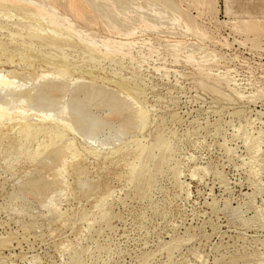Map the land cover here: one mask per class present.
Listing matches in <instances>:
<instances>
[{
	"label": "rangeland",
	"instance_id": "1",
	"mask_svg": "<svg viewBox=\"0 0 264 264\" xmlns=\"http://www.w3.org/2000/svg\"><path fill=\"white\" fill-rule=\"evenodd\" d=\"M175 1L182 9L186 7L185 11L190 13V16L192 12L196 22L209 31L211 39L203 43L207 48L215 49L220 54V60L216 66L211 67L205 63L187 61L166 46L167 43L175 41L197 40L199 42L194 34L183 29L175 20L172 24H164V20L162 24L159 23L158 28L163 32H146L131 37L132 40L140 38V45H145L134 46L129 54L106 53L103 47H97L96 50L87 49L75 36L67 40L68 47L66 48L72 58L70 62L73 64L70 72L74 76H82L88 80L95 79L91 73L86 72L90 71L89 69H95L96 75L112 81L104 80V84L115 87L118 83H123L136 97H142L147 101L146 108L151 118L146 131L138 133L132 140L130 137L124 139L120 146H125L126 143H138L139 146L147 147L159 131L168 132L171 127L172 133L170 134L174 135V142L168 153L173 156V159L168 164L161 163L158 166L159 171L155 172L156 175H152L153 187L148 195L145 194L147 197L138 195V189L144 187L151 176L140 178L136 174L135 178L132 177L133 182L129 183L127 181L128 158L118 162L114 161L113 164L86 163L85 169L90 177L88 182L92 186L82 188L76 195L68 192L61 201L58 200V204H61L59 214L64 216L62 218L56 212L57 216H55L54 210L49 211L47 207H44L42 202H39L42 199L31 197L28 193H20L22 195L18 194L19 197L13 196L18 184L12 173L18 171V168H11L12 164L7 165L6 156L0 154V264H71V259L76 253L78 259L84 264H165L169 259L168 253L155 251L158 242L161 239L169 240L174 235L184 236L185 232H189L192 238L190 241H185L172 254L173 264H212L218 257L219 262H226V264H261L262 259L256 258L255 254L264 252V221L254 222L255 219H253L249 222L242 218L253 216L255 206H263L264 165L263 173H261L262 188L260 193L254 196V199L256 198L254 201L246 195L252 193L254 188L248 178L247 169L249 167L245 162L247 161L246 147L237 129L238 119L245 113L253 119L249 130L253 129L256 132L264 128V120H262L264 119V37H260L261 40H252L254 43H251L233 28L252 21L264 24V0H218L216 8L210 11L211 13L203 14L197 12L193 0ZM35 3L38 5L45 1L38 0ZM48 3H51L63 15L74 19L67 9L69 8L68 0L47 1L46 4ZM161 16L170 17V14L162 12ZM219 20L222 21L221 23L226 22L225 24H228L232 33L242 37L238 44L214 28ZM77 23L85 25L84 27L88 26L86 28L90 27L89 29L94 28L98 36L116 38L97 24H85L83 21H77ZM167 29L181 32L182 37L166 32ZM9 31L10 28L0 27V42L5 44L6 53L11 54L13 62L5 60L4 52L0 47V70L15 68L18 71L27 72L23 68L22 61L24 60L21 55L22 52L27 51L32 57L26 61L40 66L33 76L40 77L42 74L54 73L51 62L57 60L49 59L44 54L50 50L49 45L37 36L26 32L18 34V38H11L10 42ZM143 37L146 40H143ZM149 37L151 40L148 39ZM150 41L154 45L152 51L149 49L152 46ZM217 74L230 75L233 79L230 87L233 88H229L223 81L221 83ZM233 90L238 92L241 90V94L246 97L240 99ZM258 90H263V92L249 101L251 99L248 95ZM223 92L233 97H227V99ZM234 108L244 110V113H234L239 116L236 118L233 115ZM258 109H261V112ZM30 117L35 118L32 115ZM216 121L221 123L220 128L222 127V130L219 129L217 132L214 131L213 125ZM69 136L75 138L76 146L86 156H90L84 151L82 139L77 134L70 132ZM262 145L261 160H264V139ZM230 149L233 150L234 155ZM12 155L15 156L14 150L9 153V156ZM263 160L262 164H264ZM133 161L138 163L139 160ZM196 165L201 166L203 172L194 173L193 169ZM213 166L216 169L219 168L220 172H224L229 188L225 187L213 174L215 170ZM175 169H179V178L181 177L182 182L180 184L173 181ZM226 189L227 191L224 192ZM107 190L115 194V196H109L103 206L111 215L116 214L111 220L110 227H104L105 221L100 219L101 210L94 206L108 193ZM213 198L217 201L215 207L210 204ZM226 201L229 202L227 208L225 207ZM240 205L248 210L244 209L247 212L238 214L239 219H237L235 216H238V211H244ZM217 207L221 211H217ZM232 207L238 211L233 212ZM74 209L75 214L69 217L68 212ZM82 215L93 220V223L89 224L82 218ZM54 219L57 222H53ZM211 223L214 226L210 225ZM100 226L103 229L97 233ZM114 226L118 229L111 232L109 229ZM186 237L187 235L184 236ZM99 242H107L106 250L104 248L100 253H98ZM146 251H155L154 255L150 254L147 257L148 261L142 260Z\"/></svg>",
	"mask_w": 264,
	"mask_h": 264
},
{
	"label": "bare ground",
	"instance_id": "2",
	"mask_svg": "<svg viewBox=\"0 0 264 264\" xmlns=\"http://www.w3.org/2000/svg\"><path fill=\"white\" fill-rule=\"evenodd\" d=\"M36 1L38 0H4L3 6H0V27L10 28L8 33L10 42L12 39L17 37L18 34L24 32L37 36L40 40L50 46V50L44 54H46L49 59L57 60L51 62V64H53L52 68L54 73L42 74L40 77H35L33 74L35 71L39 70L40 66H36L34 63L26 61L32 56L29 52L24 51L21 53L22 59L24 60L22 61V65L27 72L18 71L15 68H2L0 70V74H3L4 76V82L0 83V108L4 110L3 118L0 119V154L6 156L5 162L8 163L7 165L12 164L11 168H18V171H13L12 173V176L15 177L13 178L16 179L18 184V188L13 193V196L19 197L18 194L20 193H28L31 197L34 196L37 199H42V201L39 202H42L41 204L44 207H47L49 211L54 210V213L56 212L59 214L61 204H58V200L61 201L62 197L66 196L68 192L76 195L82 188L92 186L88 182L90 177L88 176L87 169H85L86 163L92 165H98L99 163L104 164L105 162L113 164L114 161L118 162L119 160H126L128 158L129 171L127 181L129 183L133 182L136 174H138V177L140 178L145 176L147 177L148 175L151 176L150 180L147 181L144 187L138 189V195L147 197L145 194L148 195L151 187H153L154 181L152 175H154L156 171H159L158 166L161 163L168 164L173 159V156L168 153V151L172 149L174 142V135L170 134V132L172 133V129L170 130L171 127L169 126L170 128L168 132L159 131L147 147L139 146L138 143H126L124 144L125 146H120L124 139L130 137L132 140L138 133L146 131L147 124L151 118V115L146 108L147 101L142 97H136L135 94L123 83H118L115 87L104 84V80L108 82L112 81L104 78L103 76L96 75L94 72L95 69H89L90 71H86L91 73L95 79L88 80L82 76H74L70 72L71 65L73 63L70 62L72 58L66 50L68 47L67 40H71L72 37L75 36L78 41L82 43V46L87 49L96 50L97 47H103L106 53L114 52L125 55L129 54L134 46L140 45V38L132 40L130 39L131 37L146 32H160L161 30L158 28L159 23L162 24L161 22L164 20V24H172V21L175 20L183 29L194 34L201 44L197 40L189 42L175 41L173 43H167L166 46L170 47L173 53L183 56L187 61L198 64L205 63V65L207 64L212 67L218 64L220 54H218L215 49L207 48L206 45H204L205 43H203L205 40L211 39L209 31H207V28L200 26V24L196 22L193 18L192 12L190 16V13L188 14L185 11L186 7L182 9V7L178 6L175 0H68L69 8L67 9H69V12L74 19L60 13L51 5V3L46 4L47 1L56 2V0H44L45 3H40L38 5L35 3ZM217 1L218 0H193V3L197 12L199 14H203L205 12L213 11L217 6ZM158 5H164V7H159ZM173 5H175V7H172ZM220 7L221 6H219V8ZM140 9H142V11ZM162 12L169 13L170 17L161 16ZM195 16L196 15H194V17ZM77 21H83L85 24H97L108 34L113 35L116 38L112 39L106 36H98V32L93 30L94 28H86L88 26L84 27L85 25L82 26L78 24ZM221 22L222 21L219 20L215 24L216 27L214 28L218 29V31H221L223 34H226L227 37L232 38V40L238 44L242 37L232 33L228 24H225L226 22ZM203 23H205V21ZM233 29L249 39L251 43H254L252 40H261L260 37H264V24H259L255 21L234 26ZM166 32H169L170 34L173 33L174 36L176 34L182 37V33L178 31L167 29ZM123 38L125 40H123ZM142 39L146 40L144 37ZM148 39L151 40L150 37ZM19 42V44L22 45L21 41ZM4 45V43L0 42V47L4 52L5 60L13 62L11 54L6 53L7 49ZM144 45L145 44H141L140 47ZM150 45L152 46L149 49L152 51L154 45L151 41ZM48 63L50 64V62ZM222 63H224V61ZM80 70L84 71L82 68H80ZM39 73L36 74L39 75ZM217 75L218 80H220L221 83L223 81L229 88H231L230 85H232L231 83H233V79L230 75ZM113 82L116 83V81ZM240 91L238 92L235 90V95L240 99L246 97L241 94ZM261 92H263V90H258L256 93L249 94L248 98L251 99L249 101H252ZM223 94L226 98L233 97L226 92H223ZM44 98H47V102H45ZM61 111L64 112V117L59 115ZM240 112L244 113V110L235 109L233 115L234 113L238 114ZM30 115L35 118H31ZM251 117L247 116L246 113L245 115L239 117L237 132L241 137H243L246 147L245 151L247 152V161L245 162L249 167V169H246L249 172L248 178L254 188L253 191H251L252 193L247 192L248 194L246 195L249 199H254L256 193H260L259 191L264 183L261 182V173H263L262 167L264 165L262 164L263 159L261 160V146H263L262 134H264V128H260L257 131L254 128L256 132H254L253 129L249 130V127L253 123V119ZM179 118H181V116ZM227 121L229 122V120ZM220 124L217 121L213 124L215 132L222 128H220ZM164 128H166V126ZM70 132L77 134L82 139V147L86 153L90 154V156H86L83 151L76 146L75 138L69 136ZM128 147H130V149ZM12 150L15 151V156L12 155L13 157L9 156V153ZM231 150L232 149H230V151ZM231 152L233 153V150ZM232 155H234V153ZM241 158L243 157L241 156ZM135 159L139 160L138 163L133 161ZM214 168L215 170H213V174L217 176L221 183H223L226 187L229 183L227 177L224 175V172H220L221 170L219 171V168ZM11 171L9 172L11 173ZM193 172L199 174L200 172H203V168L196 165ZM179 173V169H175L173 172V181L176 184L182 183L180 181L181 177L179 178ZM227 189L223 191L226 192ZM261 193H263V191ZM113 195L115 196L114 192L110 190L103 198H101L99 202L94 205L97 209L101 210L100 219L105 221L106 225L104 227H110L113 216H116V214L111 215V213L103 208L105 201L109 198V196L111 197ZM21 198L24 199L23 197H20V199ZM243 199H245V197ZM255 200L256 198L254 201ZM216 203V199L213 198L210 204L212 207H215ZM228 203L229 202L226 201V208L229 205ZM243 205H240V207L242 206L243 208ZM232 208L233 210L235 209V207ZM219 209L220 208L216 210L221 211ZM244 209L248 210L246 207L243 208V210ZM262 209H264V200L263 206H255V214H253V216H247L246 218H242V220L247 219V221L251 222L255 219L254 222H263L264 215H262ZM245 210H237V215L242 214L241 212L246 213L247 211L245 212ZM74 211L75 209L73 211L71 210L67 215H69V217L74 215ZM230 215L232 216L234 214ZM239 215L235 217L239 219ZM55 216H57V214ZM62 218H64V216ZM82 218H84L89 224L93 223V220H90L86 215H82ZM242 220H240V222ZM54 221L56 220L54 219L53 222ZM212 224L213 223L210 225ZM102 229L103 227L100 226L97 233L102 231ZM117 229L118 227L114 226L109 230L114 232L117 231ZM186 235L187 237L184 238ZM184 236L174 235L169 240L161 239L158 242V246L155 251H165L168 253L169 259L165 264H173L171 259L172 254L176 249L180 248V245H183L185 241H190L192 238L189 232H185ZM109 242H111V240ZM106 243L107 242L98 243V253H100V251L104 248L106 250ZM4 244H6V242ZM155 251H146L147 253L143 255L142 260L148 261L147 257H149L150 254L154 255ZM237 251H239V249ZM263 253H256V258L259 257L262 261H264ZM201 256L202 255H200V257ZM219 260L220 259L218 257V259H216L213 263L219 264ZM102 262L103 261H101V263ZM71 264L84 263L78 259L76 253L71 259Z\"/></svg>",
	"mask_w": 264,
	"mask_h": 264
},
{
	"label": "snow or ice",
	"instance_id": "3",
	"mask_svg": "<svg viewBox=\"0 0 264 264\" xmlns=\"http://www.w3.org/2000/svg\"><path fill=\"white\" fill-rule=\"evenodd\" d=\"M4 4V0H0V6H3ZM159 7H164V5H158ZM172 7H175V5H173ZM207 7V6H206ZM214 7V6H213ZM4 82V76L3 74H0V83H3ZM45 102H47V98H44ZM3 112L4 110L2 108H0V119L3 118ZM59 115L61 117H64V112L61 111L59 113ZM51 118V117H50ZM262 139H264V134H262ZM262 215H264V209H262ZM219 264H226V262H219ZM261 264H264V261H261Z\"/></svg>",
	"mask_w": 264,
	"mask_h": 264
}]
</instances>
